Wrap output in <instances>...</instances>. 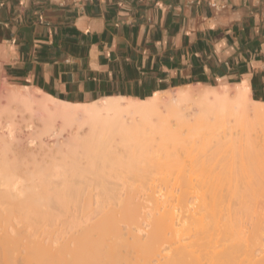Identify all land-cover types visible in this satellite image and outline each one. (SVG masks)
Returning a JSON list of instances; mask_svg holds the SVG:
<instances>
[{"label": "bare ground", "instance_id": "obj_1", "mask_svg": "<svg viewBox=\"0 0 264 264\" xmlns=\"http://www.w3.org/2000/svg\"><path fill=\"white\" fill-rule=\"evenodd\" d=\"M193 86L173 95L162 94L165 90L147 98L108 96L73 102L36 89L41 94L38 95L27 85L21 89L6 84L5 96H0V264H203L200 254L195 253L208 245H203V238L198 237L199 240L189 238L192 242H186L183 224L190 218L202 221L208 212L229 211L234 205L250 207L246 201L242 202L244 199L238 203L234 196L212 188L207 194L205 191L176 194L169 190L154 196L151 192L153 203L143 216L145 226H133L125 236L120 226L111 224L112 216L118 212L139 213L127 205L132 196L117 192L109 178L114 174L111 172L126 169L138 173L153 166L165 168L171 160L169 151L166 158V144L165 150L161 146L166 160H161L162 152L157 158L151 156L143 140L138 143L141 146L136 142V146L131 145V141L140 139L144 123L153 115L175 114V124L180 126L188 117L208 114L216 108L222 111L228 104L245 114L257 111L251 104H264L252 97L248 78L238 82L235 91L227 89L228 84ZM15 102L27 111L28 118L26 114L17 118V111L12 108ZM187 109L190 110L185 112ZM205 124L201 123V127ZM198 125L195 127L199 130ZM172 127L169 123L161 133L162 144L178 137ZM35 141L37 146L33 145ZM95 211L98 217L92 216ZM65 214L72 219L59 217ZM176 219L184 230L173 226ZM54 220L59 225L65 223L62 227L72 224L78 229L61 236L49 231L42 234L35 228L38 223H56ZM173 244L175 247H171ZM260 245L251 248L238 242L223 251L208 250L212 253H208L211 257L208 264H264V244ZM130 249L134 254L136 249V254ZM167 249L170 253L165 252ZM195 256L199 260L194 261Z\"/></svg>", "mask_w": 264, "mask_h": 264}, {"label": "crops", "instance_id": "obj_2", "mask_svg": "<svg viewBox=\"0 0 264 264\" xmlns=\"http://www.w3.org/2000/svg\"><path fill=\"white\" fill-rule=\"evenodd\" d=\"M264 82V0H0V85L90 102Z\"/></svg>", "mask_w": 264, "mask_h": 264}, {"label": "rangeland", "instance_id": "obj_3", "mask_svg": "<svg viewBox=\"0 0 264 264\" xmlns=\"http://www.w3.org/2000/svg\"><path fill=\"white\" fill-rule=\"evenodd\" d=\"M6 84L14 88L19 87L21 89L24 86L23 84H14L4 81L0 85V96H5L4 88ZM203 85L206 87L212 86L205 84ZM228 85L230 86L227 89L235 91V85H237L236 83H230ZM188 86L194 87L193 85ZM214 86L221 87L222 85L218 84ZM185 87L186 86L173 88L163 92L162 94L173 95ZM29 88L38 95H41L36 89L31 87ZM259 93L262 94L261 92ZM252 97H254L253 91ZM261 100L264 101V95ZM12 106V108L16 109L15 111H17V118H21L22 115L25 116L24 114H26V118L29 117L27 111H23V109L18 106V103L15 102L12 104ZM14 106L16 107L14 108ZM17 106L20 109L17 108ZM251 106H255L257 111L255 113L251 112L250 114H245L240 111L238 112L237 109H234L233 105L228 104V106L222 111L216 108L217 110L215 109V111L209 112V118L207 117V113H201L197 116L188 117L186 120L180 122V126L175 124V119L177 117L175 114L169 113V115H167L166 113L165 117L153 115V120L151 119L148 121L149 123L146 121V123H144L145 125L143 124V133L141 132L142 134H140V137H138L140 138L138 139L139 141H131V145L134 147L138 143L142 144L141 140H143V146L149 148L150 155L156 156L157 158L161 152L164 153V144H166V158H168L169 151V159L171 160L168 161V164L165 168L153 166L148 168V170H138V173H136V171H130L126 169L111 172L114 174H110L111 177L109 176V178L110 180H113L111 181L114 182L113 184L117 188V192L132 196L133 199L128 200L127 205L129 204L128 206L131 208V210L136 209L140 213L136 214L132 213V211L130 214L127 211H125V213L118 212L112 216L114 221L111 219V224L114 222V226H120V229L122 230L121 232L125 233L124 235L126 236L127 233L132 230L133 226L135 227L138 224H143L145 226L146 220L143 216L153 203V201H151V197H149V194L151 195L153 193L154 196H157L166 191L168 192L169 190L175 192L176 194L186 192L189 194H195V191H198V193L201 192L202 194L206 192L207 194L212 188L211 190L213 191L216 189L215 192H220L227 196H234L237 198L238 203L241 199H244L242 202L246 201L250 207L237 208L234 205L229 211L224 209L223 212L221 210L220 212L217 211L213 214L206 212L207 214H204L206 216L204 219L206 220H202L203 224L201 220L197 219V222L195 219L192 220L193 218H190V220L188 219V223L185 222L186 224H183L185 225L184 229L187 231L182 228V224L178 223V219L174 221V227L178 228L180 226V228L184 230V234L186 232V234L191 233L187 236L186 234L184 235L186 238L185 241L188 240V242H192L190 239L195 240L198 238H203L204 242L201 240L200 244L203 242V245H208L205 246L207 248L202 249L203 251H198L195 253L200 254L201 262L203 264L209 263L208 261L211 257L209 258L208 253L212 254L209 251H223L232 245L237 244L238 242H243L246 245L248 244L251 248H259L262 246L260 244H264V104H251ZM189 110L190 109H187L185 112ZM259 110L262 114H260ZM20 118L19 120L22 119ZM203 118L205 119L203 120ZM167 122L173 124L172 129L178 135V137L181 136L179 139L176 137L178 143L175 142L176 140L174 141L173 139H167L166 141L164 140L165 142L162 144L161 139H163V134L161 133H164L163 131L167 130L166 127L169 124ZM201 123L206 124L202 125L201 127ZM197 124H200V126L198 125L200 128L199 130L197 127H195ZM210 128L212 129L209 130ZM35 143L36 141L33 143V145H36ZM161 146L164 150L161 149ZM164 159L165 153L161 160ZM159 191H161V193ZM103 195L104 194L101 196ZM105 195L103 197H105ZM146 198L149 199V201ZM106 203L108 202L106 201L104 205H106L105 207L108 209L109 206ZM225 205L226 204H224V206ZM98 211H100V209ZM98 215H96V211L92 212V216L98 217ZM59 217L68 218L69 216L68 214H65V216L60 215ZM70 217L68 219L71 220L72 217ZM48 222L45 224L38 223V226L35 228L37 229L38 227L40 230L37 229V231H41L40 233L42 234L43 231H49L48 233L54 232V234L57 233L59 235L62 233L66 236L77 231L78 229L77 227L75 230V226L72 224H67L68 222L66 223L67 225H65V227H62L65 223H60L61 225H59L56 221V223L53 221ZM43 225L46 226L44 227ZM70 225H72L74 228L72 226L70 227ZM186 225L189 227L186 228ZM108 234L106 236H108ZM207 242H209V244ZM195 243L198 245L197 240ZM213 246L216 249H214ZM147 247L145 246L144 248ZM171 247H175V244H173ZM167 250L168 251L165 252L170 253L169 249ZM130 251H132L131 253L134 254L133 250L130 249ZM196 258L197 256H195L193 260L195 261ZM196 260L199 259L197 258ZM18 264H20V262H18Z\"/></svg>", "mask_w": 264, "mask_h": 264}, {"label": "trees", "instance_id": "obj_4", "mask_svg": "<svg viewBox=\"0 0 264 264\" xmlns=\"http://www.w3.org/2000/svg\"><path fill=\"white\" fill-rule=\"evenodd\" d=\"M253 92L255 99L261 100L263 98L264 93L262 94L259 93V86L256 78H253ZM263 92H264V82H263Z\"/></svg>", "mask_w": 264, "mask_h": 264}]
</instances>
